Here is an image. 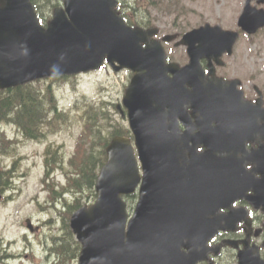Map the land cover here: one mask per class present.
Here are the masks:
<instances>
[{"label":"water","instance_id":"95a60500","mask_svg":"<svg viewBox=\"0 0 264 264\" xmlns=\"http://www.w3.org/2000/svg\"><path fill=\"white\" fill-rule=\"evenodd\" d=\"M26 3L27 0H0V88L57 74L60 68L56 65H59L61 48L65 50L63 53L74 49L81 54L93 53L92 62L96 64L107 57L110 63L116 61L121 67L138 70L145 79L146 87L164 95L163 99H156L157 104L163 103L174 109V101L177 98V107L191 105L192 114L197 117L199 125L212 120L217 121L219 126L230 128L235 116V121L243 132L255 129L251 118L258 114L248 108V103L242 102L237 92L229 90L221 94L220 80L213 78L206 83L198 62L202 58H217L225 51L229 53L236 34L223 33L217 29H208V35L199 36L204 29L187 34L181 43L188 45L190 64L179 69L176 65L164 64V54L159 44L147 40L150 32L130 31L118 24H108L112 28L107 30V23L103 21L112 22V13L105 3L98 7L99 0H66L64 6L70 22L65 21L62 10H57L47 30L38 26L34 15L27 11ZM58 11L60 12L56 13ZM88 16L91 20H88ZM83 22L92 24L85 28L82 26ZM253 25L254 20L249 19L244 28L249 29ZM93 26H96V37L102 36L105 41V49L96 52L90 41H85L86 32ZM140 42L145 43V48H142ZM89 63L82 69L92 66L93 63ZM166 72L172 73L173 79H169ZM232 85L234 88L236 83ZM185 86L191 88V93ZM132 100L133 91L128 90L125 98L128 106ZM177 109L175 106V110ZM130 111L131 116L139 122L142 117L141 108L132 104L129 106ZM241 144L242 141L238 139L235 142L227 140L222 146L214 142L212 148L239 151ZM106 150L108 163L101 171L98 189L101 204L105 207L104 213L100 214L94 208H83L75 212L70 219V228L83 245L80 264H169L161 256H154L149 260L133 256L129 252L135 249L134 245L129 241H120L119 230L115 225L118 219V205H114L112 200L113 180L118 174L117 165L122 161L123 167L128 165V149L115 139ZM143 154L147 162L153 156L146 150H143ZM205 162L206 160L202 159L200 163ZM203 167L205 176L208 161ZM179 179L181 178H172V184L177 186ZM180 187L185 191L188 183L185 182ZM179 218L181 219L178 221L172 220L173 227L185 225L184 217ZM244 263L255 264L254 261Z\"/></svg>","mask_w":264,"mask_h":264},{"label":"rangeland","instance_id":"374dc122","mask_svg":"<svg viewBox=\"0 0 264 264\" xmlns=\"http://www.w3.org/2000/svg\"><path fill=\"white\" fill-rule=\"evenodd\" d=\"M132 0H129V3ZM180 6L182 10L186 12V16L180 20V31L183 29H187L190 26L194 27L204 22H209L211 24L219 23L223 28L232 29L235 28V20L239 14L241 9V5L243 0H171V3L167 4L166 0H163L161 3L155 6H147L145 5L143 10V15L148 16L143 20H151L154 25H157L161 30L163 29H175L174 24V17L177 15L178 11L175 9L174 4ZM239 5V11L236 12L235 20L232 22L231 17H233L235 13V9ZM193 10V11H192ZM189 23V25H188ZM190 27V28H191ZM177 33H182L179 31H174ZM250 38H244V42L247 43L237 49L235 55L231 58L227 59L228 71L231 73L235 71V73L242 77V80L245 83L246 91L251 89V83L256 84L257 86L261 87L264 90V34L260 33L256 36L255 40H250ZM172 47V48H171ZM171 48V49H170ZM166 50L170 59L176 62H183L185 60V56L182 55L181 50L179 48H174L172 45L168 46ZM180 53V54H179ZM252 62L257 64L251 65ZM254 72H259L260 75L255 79H248L249 77L252 78L250 74ZM111 71L106 70L103 72L101 76L103 78L101 81H98V85H106L108 89L111 88ZM255 74V73H254ZM231 75V74H228ZM96 74H91L89 77H83L79 80V84L77 86L78 91L75 94H72L70 90V86L62 85L58 88V85L55 82H41L33 84L35 88L44 89L47 85H51L55 97L61 96L63 93L62 99L60 97V108H67L72 107L74 105H79L81 102V97L89 98L90 95L93 93V86H89L92 82L96 79ZM115 82L121 86L122 83L126 80L124 75H120V79L113 77ZM248 79V80H247ZM103 82V83H102ZM102 83V84H101ZM33 86V87H34ZM89 86V87H88ZM111 93V90H110ZM119 96L115 95L114 90L112 91V98H118ZM77 124L76 126H78ZM71 126V124H70ZM78 127H71L70 130L64 128L63 132L59 134L49 137V144H54L55 146L63 145V150L66 152V157L70 153L72 146H73V135L74 138L78 134L76 133ZM7 135L10 138H20V135L16 133L13 128H7ZM56 142V143H55ZM44 148V145L37 144L31 141H25L19 146V155L21 158L19 162V166L16 168L18 169V175L20 173L29 174V177L23 184H20L18 187L20 188V192L16 195L15 201L8 203V208L12 207V212L7 209H2V205H0V230L5 239L14 240L13 245L16 243L17 247L20 251V255L25 254V250L28 252L27 259H30L32 255L41 254L43 255L44 247L48 245L50 238L49 236L54 233L56 228H60V224H56L54 226H46L40 222L41 218L45 219L46 215L39 214L37 211H30L31 208L36 206L37 202L35 200L32 201L34 195L38 192L39 186V174L41 172L40 167L33 168L32 160H37L40 162V158L36 157ZM26 157V158H24ZM8 159L1 161L0 163H6ZM28 166L30 168L28 169ZM59 177V176H58ZM57 177V179H59ZM33 195L31 198H29ZM29 198V199H28ZM44 196L40 194V202H43ZM25 218H30L34 225H38L40 227L39 232L36 231L32 232L31 236L26 235L25 232ZM25 236H28L31 239V242H27L25 240ZM4 239V241H6ZM33 243V244H31ZM14 245V246H16ZM9 245L6 246L5 243V250ZM2 249L0 248V251ZM4 253H2V256Z\"/></svg>","mask_w":264,"mask_h":264},{"label":"trees","instance_id":"16d2710c","mask_svg":"<svg viewBox=\"0 0 264 264\" xmlns=\"http://www.w3.org/2000/svg\"><path fill=\"white\" fill-rule=\"evenodd\" d=\"M39 3V2H38ZM27 88V86H25ZM47 98L49 104H45L39 96L30 91H24L22 87L15 88L13 90L0 91V123H11L20 127L25 137L36 138L39 126L44 123L42 128H51L53 124H50L47 119L49 112L54 103L51 100V94L47 90ZM56 118H62L67 120V116L56 115ZM89 118V109L83 114V118ZM56 118L52 119L55 120ZM55 126V125H54ZM90 129V124L87 126V130L84 133V139L77 146V150L68 162L69 169L66 176L67 183L64 187L59 186V190H54V182L50 185L51 198L57 197L62 190L71 192L72 204L80 205L83 193H87L88 187L92 196L91 185L93 179V173L95 166L99 164L100 160L97 159L92 150H94L95 141L93 138L87 137V132ZM93 128L90 129L92 134ZM42 135V134H41ZM96 136V135H95ZM99 138L98 136H96ZM102 142V141H101ZM100 142V143H101ZM12 151V142L7 141L5 134L0 132V156L8 154ZM101 161H102V153ZM65 174V172H64ZM7 175L8 173L0 172V191L7 187ZM87 187V188H85ZM80 194V196H78ZM74 209V206L68 207V213ZM68 213L63 215V219H67ZM63 222V229L66 235L65 228L67 229V223ZM68 231V230H67Z\"/></svg>","mask_w":264,"mask_h":264},{"label":"flooded vegetation","instance_id":"af4514ba","mask_svg":"<svg viewBox=\"0 0 264 264\" xmlns=\"http://www.w3.org/2000/svg\"><path fill=\"white\" fill-rule=\"evenodd\" d=\"M264 237V236H263ZM263 256H264V253H263Z\"/></svg>","mask_w":264,"mask_h":264}]
</instances>
